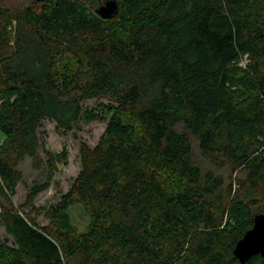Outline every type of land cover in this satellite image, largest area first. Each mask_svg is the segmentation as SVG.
<instances>
[{
	"label": "trees",
	"instance_id": "1",
	"mask_svg": "<svg viewBox=\"0 0 264 264\" xmlns=\"http://www.w3.org/2000/svg\"><path fill=\"white\" fill-rule=\"evenodd\" d=\"M103 1L0 0V264H264L233 255L264 215V0H116L107 20ZM100 118L41 226L34 200L67 161L43 152L41 124ZM26 159L42 179L16 206Z\"/></svg>",
	"mask_w": 264,
	"mask_h": 264
},
{
	"label": "rangeland",
	"instance_id": "2",
	"mask_svg": "<svg viewBox=\"0 0 264 264\" xmlns=\"http://www.w3.org/2000/svg\"><path fill=\"white\" fill-rule=\"evenodd\" d=\"M25 1L26 0H4V3L8 5H14L21 4ZM99 103L100 102L96 100H89L84 103V107L88 110L94 109ZM95 113L99 115L98 111H95ZM107 121L108 118L95 119L91 122L82 121L79 122L77 126L73 128V130L68 132L58 131L55 127V123L51 120H46L41 124L38 133L43 143V152L47 151L48 153H60L62 150H65L67 153V161L66 163L58 164L57 170L53 175V183L51 186L46 191L38 194L34 200L35 211L32 213V215L35 217L36 222L41 226H45L48 222L44 216V209L48 205L57 203L60 199L61 195L57 193L56 186L60 188L62 193H66L80 171V143H86L90 147L95 146L105 129ZM2 140L3 135L0 131V142ZM196 160L199 161L203 167L211 170L213 169L198 155H196ZM20 169L23 173V182L17 186L16 195L13 197V202L16 206L25 205L26 194L29 187L31 186V183L33 181L42 179V176L37 171L31 169L29 159H26L21 164ZM215 172L223 175L225 178H228L229 176V172L222 169L215 170ZM240 196L244 201L257 200L261 197V192L244 189L241 190ZM252 211L253 213L257 214L258 207L253 206ZM69 214L74 228L78 232H85L87 230L89 218L87 217L84 210L80 206H75L70 209ZM4 241H6L9 245L12 244L11 238L6 235L4 228L0 226V242Z\"/></svg>",
	"mask_w": 264,
	"mask_h": 264
},
{
	"label": "water",
	"instance_id": "3",
	"mask_svg": "<svg viewBox=\"0 0 264 264\" xmlns=\"http://www.w3.org/2000/svg\"><path fill=\"white\" fill-rule=\"evenodd\" d=\"M117 13L116 0H104L96 8L103 20L111 19ZM233 255L240 263H244L255 255H260L264 260V215H255L252 227L238 241Z\"/></svg>",
	"mask_w": 264,
	"mask_h": 264
}]
</instances>
